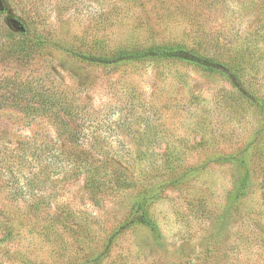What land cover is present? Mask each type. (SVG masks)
Listing matches in <instances>:
<instances>
[{"label": "rangeland", "instance_id": "374dc122", "mask_svg": "<svg viewBox=\"0 0 264 264\" xmlns=\"http://www.w3.org/2000/svg\"><path fill=\"white\" fill-rule=\"evenodd\" d=\"M38 3L44 32L66 44L95 41L97 54L181 46L231 66L241 85L183 61L112 71L76 62L59 46L27 68L0 64V75L48 71L79 89L94 118L87 133L97 131L126 161V174L139 177L158 228L154 235L139 224L108 242L129 211L128 192L97 204L82 178L50 187L35 167L0 165V206L16 216L13 234L0 242V264H264V0ZM47 135L57 139L49 120L0 109V159L16 154L20 141L42 143ZM171 167L180 182L161 188L175 176ZM243 172L247 194L236 199ZM68 214L66 227L59 219Z\"/></svg>", "mask_w": 264, "mask_h": 264}, {"label": "trees", "instance_id": "16d2710c", "mask_svg": "<svg viewBox=\"0 0 264 264\" xmlns=\"http://www.w3.org/2000/svg\"><path fill=\"white\" fill-rule=\"evenodd\" d=\"M7 10H11L16 17H10ZM47 26V17L40 14L38 0H0V64L11 63L27 68L28 65L37 64L49 48L59 46L76 62L108 66L112 71L148 60L183 61L204 70L222 71L236 86L241 85L239 75L231 66L209 54H200L171 44L97 54V42L84 46L66 44L61 38H55V34L44 32ZM100 42L107 45V40L104 41L102 37ZM55 80L56 77L48 71L41 74L30 73L28 76L20 72L0 75V109L11 106L24 111L30 119H47L57 135L56 140L50 139L48 135V139L42 143L35 140L37 144L20 141L17 153L7 159L1 158L0 165L10 172L18 171L16 164L22 165L20 169L27 165L35 167V176H45L44 182L50 187H56L57 181L60 180L66 184L82 178L89 199L97 204H101L110 196L128 192L131 195L129 211L114 229L108 242L113 241L126 229L139 224L156 235L158 228L147 211L152 196H145V187L141 186L137 190L139 177L126 174V161L111 151L109 144L97 131H92L91 135L87 133L93 126L94 118L90 113L89 103L82 100L79 89L57 83ZM30 143L35 146L31 148ZM29 151L32 152V158ZM36 162L37 165L34 164ZM171 172L175 176L161 184V188L175 186L180 182L178 169L174 167ZM59 177L62 178L57 180ZM247 185L248 174L243 172L234 192L236 199L247 194ZM20 196L19 194L18 197ZM5 207L4 204L0 206V214L3 215L0 221V242L7 240L15 230L16 216H11L13 211H8ZM66 217L59 221L67 227L70 215ZM106 247L109 249V244Z\"/></svg>", "mask_w": 264, "mask_h": 264}]
</instances>
